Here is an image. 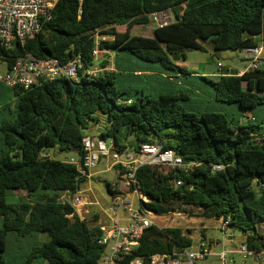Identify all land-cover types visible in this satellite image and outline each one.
Listing matches in <instances>:
<instances>
[{
  "label": "trees",
  "instance_id": "1",
  "mask_svg": "<svg viewBox=\"0 0 264 264\" xmlns=\"http://www.w3.org/2000/svg\"><path fill=\"white\" fill-rule=\"evenodd\" d=\"M166 10L174 23L156 27L153 37L133 34L136 25L149 26L151 15ZM257 37L264 44V0H59L52 19L23 47L16 44L7 63L9 67L16 55L24 53L61 64L81 55L86 70L95 66L98 47L118 58L142 61L146 72L158 68V74L171 76L186 73L176 63L187 58V50L241 53L257 47ZM107 58L101 67L110 65ZM118 61L113 73L83 77L80 70L78 82L59 78L11 89L14 103L0 108L6 113L0 121V264H6L10 234L23 239L49 237L32 248L28 264H99L104 252L95 239L101 232L99 214L89 224L58 200L59 192L75 193L86 180H77L74 166L41 157L53 148L62 153L81 149L98 115L107 121L100 136L114 139L122 148L126 147L120 145L118 134L124 131L125 139L134 138L135 149L161 141L184 163L198 164L189 171L140 167L136 178L150 211L168 214L196 208L195 216L230 220L235 230L253 231L247 245L263 251L259 229L264 233V70H249L239 77L236 69L217 80L198 77L209 85L217 103L230 107L221 111L208 106L196 112L187 109L193 101L189 91L150 98L137 89H119L122 79H141L144 74L121 68ZM216 165L223 168L214 171ZM105 189L115 195L132 187L119 173L118 182L105 184ZM9 192L30 199L11 204ZM192 245L179 228L152 226L120 264L134 259L151 264L153 255Z\"/></svg>",
  "mask_w": 264,
  "mask_h": 264
},
{
  "label": "built area",
  "instance_id": "2",
  "mask_svg": "<svg viewBox=\"0 0 264 264\" xmlns=\"http://www.w3.org/2000/svg\"><path fill=\"white\" fill-rule=\"evenodd\" d=\"M59 0H0V60L7 64V72L0 74V84L8 88L28 89L40 80L53 81L59 78H66L78 82L80 79V70L88 76H97L101 73L116 72L113 64L107 67H101L100 63L105 56L100 59L99 54H108L96 48L95 66L84 69L82 56L78 55L67 64H61L56 59H39L30 53L16 55L13 62L8 67L9 56L16 44L21 47L26 41L38 35L42 26L50 21L53 16V10ZM82 3L83 0H77ZM151 22L155 21L158 27L166 26L172 21L170 12L161 11L150 16ZM100 36L97 35V41ZM104 40L106 38H103ZM98 43V42H97ZM98 45V44H97ZM264 51V44L260 41L257 47L246 48L242 51L247 64L237 72L241 77L249 70H258L260 68L261 57ZM220 76L222 68L220 66ZM129 101L128 103H130ZM80 153H75V157L66 158L64 163L76 168L77 180H89L93 176V171L101 164L106 165V169L119 168L121 180L127 186L132 187L130 191L116 193L109 196V204L103 207L99 202H92L85 195L86 192L77 190L72 193L63 191L58 193V200L61 204L70 206L74 213L83 221L86 215L90 214L91 207H101L104 220H100L99 227L101 232L96 236L98 244L104 247L99 264H120L121 260L130 255L139 247L145 231L152 226L160 228L153 217L159 218L167 214H157L150 211L146 205L149 199L140 191L136 178L138 169L144 165H163L171 168L183 169L189 171L196 163H184L181 156H178L173 149L165 150L163 143L158 141L155 144H144L138 149L133 147L122 148L116 144L114 139H104L102 137H91L89 135L82 139ZM41 157H51L49 153L42 154ZM223 167L216 165L214 171ZM85 183V182H84ZM181 185V182H176ZM169 214V213H168ZM74 214L69 215L72 217ZM221 228L225 239L231 242L234 238V230L230 226V220H223ZM231 230V233H229ZM254 236L253 231L242 232L241 244L231 249L224 246L219 252L211 243L201 241L197 249L178 248L171 254H157L150 258L151 264H197L207 261L209 258H215L218 264H230L235 261L229 259L236 254L243 258L251 257L255 264H261L264 258V250L257 252L251 250L247 243L248 238ZM142 259H134L129 264H143ZM246 262L243 261L242 264Z\"/></svg>",
  "mask_w": 264,
  "mask_h": 264
},
{
  "label": "rangeland",
  "instance_id": "3",
  "mask_svg": "<svg viewBox=\"0 0 264 264\" xmlns=\"http://www.w3.org/2000/svg\"><path fill=\"white\" fill-rule=\"evenodd\" d=\"M172 20L174 21V16L172 15ZM158 27V24L155 21H152L149 26H141L136 25L132 32L134 35L142 36V37H153V30ZM239 52L226 50V51H218L214 52L209 50L208 52L202 51H189L187 52V60L184 68L187 69L188 73H219L220 66H223L224 70L227 71V68L233 66L234 59L239 55ZM100 59L102 56H107V54L100 53ZM104 57V58H105ZM121 61H124V57H121ZM130 63L126 64L129 65L130 68L133 69L134 63H139L140 67L144 69V63L136 58H132ZM127 63V62H126ZM264 67V61L262 63ZM145 70H147L145 68ZM154 71L151 74L145 73L143 77L140 78H129V79H122V84L117 85L119 89L127 90L129 88L137 89L143 92L146 96L150 98H156L159 95H167V94H178L183 91V87L176 86V85H168L166 80L161 79L159 76L158 68L152 69ZM7 72V64L5 61L0 60V74H5ZM201 77H207L198 75ZM188 78L187 76H184ZM209 77V76H208ZM207 77V78H208ZM210 79V78H208ZM214 80V79H210ZM186 81V80H185ZM198 83L201 85V92L199 100H204V105L201 108H197L195 101L197 100L195 97H192L193 101L190 103L192 108H187L189 111H202L205 107H211L215 110L224 111L226 108L230 106H225L222 104L217 103L213 98V93L209 88V85L206 84L204 81L198 78ZM245 86V84H244ZM2 103V102H1ZM0 103V104H1ZM6 103H14V99L11 97L6 100ZM6 116L5 112H0V121ZM99 121L92 122L90 124L89 129L87 130L86 134L97 138L102 131L105 130L107 121L106 118L102 115H98ZM119 143L120 145L125 146L126 148H130L132 144H135L134 138L129 137L128 139L124 138V131H121L118 134ZM48 153L51 155L52 158L56 160L63 161L66 158H73L75 154L71 152H59L57 148L50 149ZM104 168V163H101L97 170H102ZM115 168L108 170L107 173L92 176L91 177V188L92 190L88 193L86 192V196L91 201H99V203L106 207L109 201V194L105 189V184H114L118 182L119 176L115 173ZM117 176V177H116ZM89 196H88V195ZM39 198L38 196L32 197L31 200H35ZM40 200V199H39ZM7 201L11 204L19 203L23 201H28V198L23 196L22 194L14 195L12 192H9L7 195ZM99 207H91L90 206V215H86V219L89 221V224H93V217L96 214H99L100 218L98 221L101 220V215L98 213ZM198 209L196 208H182L178 209L176 212L169 213L161 218L159 216L153 217L154 220L158 223L161 229L166 228H179L183 231L184 235L189 236L193 240L192 248L195 250L199 247L201 241L206 243H211L217 252H219L224 246L227 248L233 249L236 246L241 244V236L242 232L240 230H234V238L233 241H228L225 239L224 232L221 228L222 221L217 220L215 218H206V217H199L195 216L197 214ZM1 226V221H0ZM231 233V230H229ZM260 235H264L263 230L259 229ZM205 239V240H204ZM49 237L47 234H40L37 237H32L28 239L18 238L14 234H10L7 238V252L4 255V259L6 264H28V256L31 253L32 248L37 243L47 242ZM230 240V239H229ZM232 261L235 259V263L232 262L230 264H242L245 261V264H255L253 258H243L241 255L236 254L234 258L232 255L229 257ZM31 264H39V261H34ZM197 264H218L215 258H209L207 261H202ZM261 264H264V258L261 260Z\"/></svg>",
  "mask_w": 264,
  "mask_h": 264
},
{
  "label": "crops",
  "instance_id": "4",
  "mask_svg": "<svg viewBox=\"0 0 264 264\" xmlns=\"http://www.w3.org/2000/svg\"><path fill=\"white\" fill-rule=\"evenodd\" d=\"M172 15V14H171ZM256 40L257 41H261V38H259V37H257L256 38ZM187 52H189V51H187ZM106 57H108L107 59H109V62H110V64H113L114 66H115V60H116V58H117V60H119L118 61V63H119V67L121 66V68H125V69H130V70H134V72H135V74H145V73H147V74H151V73H153V72H146V71H144L145 70V68H146V66H144V69H142L141 67H140V64L139 63H134V66L135 67H133V69L132 68H130L129 67V65H126V64H128V63H130L129 61H131V59L132 58H124V61L122 62L121 61V59L122 58H118V57H116L115 56V54H113V53H108L107 54V56ZM186 60H187V58L185 59V60H183V61H180V62H177L176 63V65L177 66H179V67H181V68H183L185 71L187 70V69H185L184 67L185 66H187L188 64H186ZM263 61L264 60H261V62H260V69H263L264 70V67L262 66V63H263ZM127 62V63H126ZM246 64H247V61H246V59H245V57H244V55H243V53L241 52L239 55H237V57L234 59V62H233V66H231V67H229V68H227V71H225L224 70V68H223V66H221V68H222V74L224 73V72H233L234 70H241L242 68H244L245 66H246ZM116 69V68H115ZM154 74V73H153ZM198 75H202V76H207L208 78H210V79H214V80H217V79H219V77H220V70H219V73H215V72H213V73H188L187 71H186V73L185 74H173V75H166V74H159V76H161V79H163V80H166L167 82V84L168 85H176V86H181V87H183V92H191L193 95H192V97H197V98H199V96L201 95L200 94V92L198 91V90H196L195 88H197V89H201L199 86H200V84L198 83V77H201V76H198ZM184 76H187L188 78H185ZM206 77V78H207ZM186 80V81H185ZM3 84H0V108L3 106V105H5V104H7L6 103V100H8L10 97H11V94H12V91H11V88H8V87H6V86H4ZM196 98V99H197ZM195 104H196V106H197V108H201V107H203V105H204V100H199V99H197L196 101H195ZM98 137H101L100 135L98 136ZM72 153V152H71ZM73 154H75V153H73ZM115 170V173H113L114 175L116 174L117 176H119V171L117 170V169H114ZM108 172V170L106 169V165L104 164V168L102 169V170H97V168L93 171V175L94 176H97V175H101V174H104V173H107ZM116 176V177H117ZM91 185H92V183H91V179H89V180H87V181H85V183H83L82 184V186H81V188H80V190H82V191H86L87 193L89 192V191H91L92 190V188H91ZM88 195V194H87ZM24 196V195H23ZM89 196V195H88ZM110 196V195H109ZM26 197V196H25ZM26 198H28V197H26ZM28 199H30V198H28ZM92 202H95V201H92ZM99 201H96V203H98ZM108 202V204H109V201H107ZM107 204V205H108ZM94 207V206H93ZM87 211L90 213V208H89V210L87 209ZM99 211H100V213H102V209H101V207L99 208V210H98V213H99ZM91 214V213H90ZM89 214V215H90ZM87 220V219H86ZM101 220L103 221L104 220V217H103V214H102V216H101ZM87 222L89 223V221L87 220ZM99 222L100 221H98V225H99ZM217 252V251H216ZM234 261H236L235 259H234Z\"/></svg>",
  "mask_w": 264,
  "mask_h": 264
},
{
  "label": "water",
  "instance_id": "5",
  "mask_svg": "<svg viewBox=\"0 0 264 264\" xmlns=\"http://www.w3.org/2000/svg\"><path fill=\"white\" fill-rule=\"evenodd\" d=\"M167 12H170L169 10H166ZM172 23H174V21L172 20L169 24H167V25H170V24H172ZM164 25H161V26H159V27H163ZM188 51V50H187ZM72 153H79L80 152V148H76V149H73L72 151H71ZM77 190H79V188L77 189Z\"/></svg>",
  "mask_w": 264,
  "mask_h": 264
}]
</instances>
